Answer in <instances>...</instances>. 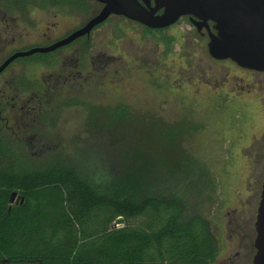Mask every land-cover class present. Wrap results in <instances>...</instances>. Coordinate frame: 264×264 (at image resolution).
<instances>
[{"label": "rangeland", "instance_id": "374dc122", "mask_svg": "<svg viewBox=\"0 0 264 264\" xmlns=\"http://www.w3.org/2000/svg\"><path fill=\"white\" fill-rule=\"evenodd\" d=\"M84 3L79 10L51 0H0V65L82 27L101 9L92 0ZM207 43L187 18L162 35H146L140 25L111 17L87 42L80 38L51 53L19 58L0 74V134L40 160L36 167L64 160L104 177L111 163L110 126L117 124L106 108L121 104L138 113L121 124L125 132L141 133L145 114L167 124L192 123L196 130L181 148L201 171L188 202L215 239L212 264H251L264 180V72L211 59ZM177 136L175 146L159 148L161 160L184 158Z\"/></svg>", "mask_w": 264, "mask_h": 264}, {"label": "trees", "instance_id": "16d2710c", "mask_svg": "<svg viewBox=\"0 0 264 264\" xmlns=\"http://www.w3.org/2000/svg\"><path fill=\"white\" fill-rule=\"evenodd\" d=\"M51 2L86 8L84 0ZM142 29L146 35L164 31ZM161 41L172 44L164 37ZM106 109L110 122L117 124L110 126L111 163L107 161L110 168L104 177L64 160L36 167L40 160L29 158L0 134V264L215 261L218 250L209 225L188 202L192 187L200 183L201 166L184 152L181 142L195 126L186 121L167 124L145 114L148 122L141 133L125 132L124 121L137 118L138 113L121 104ZM176 128L181 139L176 147L184 158L161 160L159 148L175 146ZM163 137L164 145H158ZM13 192L22 203L10 202ZM118 218L123 223L114 227Z\"/></svg>", "mask_w": 264, "mask_h": 264}, {"label": "water", "instance_id": "95a60500", "mask_svg": "<svg viewBox=\"0 0 264 264\" xmlns=\"http://www.w3.org/2000/svg\"><path fill=\"white\" fill-rule=\"evenodd\" d=\"M100 11L82 27L46 47L16 52L0 65L2 74L15 60L34 54H47L71 45L111 17H121L150 30H165L184 17L198 33L204 30L207 52L215 61L229 60L238 67L264 72V0H92ZM22 199L13 192L10 202ZM123 223L118 218L117 227ZM255 254L251 264H264V180L254 222Z\"/></svg>", "mask_w": 264, "mask_h": 264}, {"label": "flooded vegetation", "instance_id": "af4514ba", "mask_svg": "<svg viewBox=\"0 0 264 264\" xmlns=\"http://www.w3.org/2000/svg\"><path fill=\"white\" fill-rule=\"evenodd\" d=\"M184 18H187L188 20H189V18L188 17H184ZM198 33V32H197ZM198 34H200L201 36H206L207 37V35H206V33H205V31L203 30L202 31V33H198ZM207 39H208V37H207ZM41 98H42V96H40V100H41ZM39 100V101H40ZM28 102V101H27ZM27 102L24 104V105H22V107H21V109H23L26 105H27ZM27 107V106H26ZM251 248H253V251L255 252V250H254V247H253V244H252V247ZM238 255V254H237Z\"/></svg>", "mask_w": 264, "mask_h": 264}]
</instances>
